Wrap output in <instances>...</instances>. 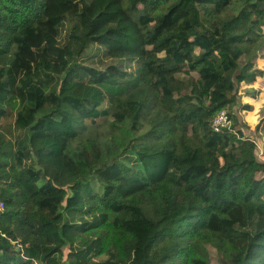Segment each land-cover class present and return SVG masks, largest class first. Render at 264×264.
Returning a JSON list of instances; mask_svg holds the SVG:
<instances>
[{
	"label": "trees",
	"instance_id": "trees-1",
	"mask_svg": "<svg viewBox=\"0 0 264 264\" xmlns=\"http://www.w3.org/2000/svg\"><path fill=\"white\" fill-rule=\"evenodd\" d=\"M49 1L0 0V264H264V118L232 133L264 0H115L114 24Z\"/></svg>",
	"mask_w": 264,
	"mask_h": 264
},
{
	"label": "rangeland",
	"instance_id": "rangeland-1",
	"mask_svg": "<svg viewBox=\"0 0 264 264\" xmlns=\"http://www.w3.org/2000/svg\"><path fill=\"white\" fill-rule=\"evenodd\" d=\"M79 0H50L49 1V7H48V17L51 19L52 23L59 21L61 16L69 9L76 10L78 9ZM115 0H94V5H91L90 8H92V11L95 13H98L96 11L105 12V13H111L115 12V15L112 17V24L115 22L122 21V16L117 14ZM111 18L108 20L110 21ZM106 21V23H110ZM126 22V21H124ZM125 30L123 33H120V37L117 39L118 43H123L124 45L133 44V48H131V52L135 55L138 52V44L139 41L133 32V30L130 28V26H123ZM120 31L122 32V28L120 26ZM55 40L56 37L52 33H44L38 43L37 40L34 41V43L31 45V48L33 51H42V56L46 58H50V62L53 61V55L47 51L46 45L51 48L55 49ZM36 59L33 60V62ZM37 61V60H36ZM256 61V62H255ZM254 61V66L257 69L263 68L264 69V49L261 51L259 57L257 60ZM34 66V65H33ZM259 66V67H258ZM31 67V66H30ZM256 82L253 83L251 86H239L238 87V96H237V102L233 109L236 116L239 119V124L235 126L232 129V133L237 132L239 129L242 130L246 137L250 138L253 135V129L255 124L262 120L260 119L262 116H264V74L256 77ZM247 102H246V100ZM255 101L256 103H254ZM245 103L253 105L251 106V111L249 112H243L240 111V106L244 105ZM89 132L91 136H94L96 138H106L111 131H116V129L112 128L110 124L109 119L105 120H98L94 125L88 124ZM257 160L260 162H264V145L261 144L257 149ZM208 254L210 258L211 264H218L217 256L214 249L209 248Z\"/></svg>",
	"mask_w": 264,
	"mask_h": 264
},
{
	"label": "built area",
	"instance_id": "built-area-1",
	"mask_svg": "<svg viewBox=\"0 0 264 264\" xmlns=\"http://www.w3.org/2000/svg\"><path fill=\"white\" fill-rule=\"evenodd\" d=\"M230 119L229 116L227 115V112L225 110L220 111V113H218L215 118L212 121V131L213 132H221L225 129H230ZM4 209V204L2 202H0V212H2Z\"/></svg>",
	"mask_w": 264,
	"mask_h": 264
},
{
	"label": "crops",
	"instance_id": "crops-1",
	"mask_svg": "<svg viewBox=\"0 0 264 264\" xmlns=\"http://www.w3.org/2000/svg\"><path fill=\"white\" fill-rule=\"evenodd\" d=\"M255 62H256V61H255ZM258 67H259V66H258ZM259 70H261V71L264 72V69L261 68V67H260ZM256 81H257V80H256ZM254 83H255V82H254ZM241 86H242V85H241ZM243 86H246V85H243ZM250 86H251V85H250ZM262 95H264V93H262ZM245 100H246V99H245ZM246 102H247V100H246ZM253 102L256 103L255 101H253ZM244 105H248V106H250V107H251V106L253 107V105H251V103H249V104L245 103ZM242 106H243V105H242ZM242 106H240V108H239L240 111H243V110L241 109ZM253 108H254V107H253ZM250 111H251V110H250ZM243 112H247V111H243ZM248 112H249V111H248ZM263 118H264V116H262L260 119H263ZM258 122H259V121H258ZM258 122H257V123H258ZM257 123H256V124H257ZM256 124H255V125H256Z\"/></svg>",
	"mask_w": 264,
	"mask_h": 264
},
{
	"label": "bare ground",
	"instance_id": "bare-ground-1",
	"mask_svg": "<svg viewBox=\"0 0 264 264\" xmlns=\"http://www.w3.org/2000/svg\"><path fill=\"white\" fill-rule=\"evenodd\" d=\"M220 113V112H219ZM228 115V114H227ZM215 118V117H214ZM231 122V121H230ZM231 126V125H230ZM211 129H212V127H211Z\"/></svg>",
	"mask_w": 264,
	"mask_h": 264
}]
</instances>
